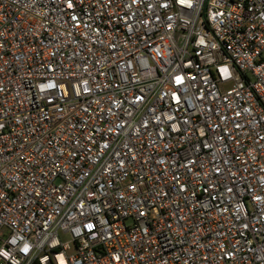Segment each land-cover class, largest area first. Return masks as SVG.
I'll return each instance as SVG.
<instances>
[{
	"label": "built area",
	"instance_id": "built-area-1",
	"mask_svg": "<svg viewBox=\"0 0 264 264\" xmlns=\"http://www.w3.org/2000/svg\"><path fill=\"white\" fill-rule=\"evenodd\" d=\"M0 264H264V0H0Z\"/></svg>",
	"mask_w": 264,
	"mask_h": 264
}]
</instances>
